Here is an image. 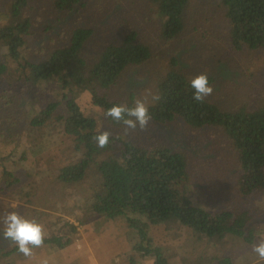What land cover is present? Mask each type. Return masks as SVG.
<instances>
[{"label": "trees", "instance_id": "obj_1", "mask_svg": "<svg viewBox=\"0 0 264 264\" xmlns=\"http://www.w3.org/2000/svg\"><path fill=\"white\" fill-rule=\"evenodd\" d=\"M88 1L44 0V5L60 14L40 33L45 36L56 23L62 27V17ZM97 1L108 3V25L101 27V38L91 42L94 27L69 18L47 43L40 39V53L27 51L28 37L37 32L34 27L39 18L33 0H8V6L0 12V40L7 47L0 53V80L9 70L6 58H12L17 63L15 69H20L17 81L24 82L22 89L26 93L32 90L27 85L30 79L40 87L59 84L61 92V100H52L42 91L41 98L30 101L20 97L19 91H0V191L5 189L9 202H17V210L21 208L24 216L44 211L33 206L37 192H45L51 203L62 200L64 195L62 212L71 196L70 203L84 211L73 216L81 223L84 236L93 239L92 249L105 242L104 235H114L118 248L110 264H121L122 260L126 261L122 264H169L171 248L181 244L183 235L186 245L202 237L230 235L244 239L249 246L264 238V227L258 228L256 220L251 225L249 210L229 203L213 213L195 205L186 194L193 180L192 155L199 162L198 171L206 165L211 168L204 175H213L221 191L238 196L256 193L264 205V68L243 64L238 79L224 82L207 75L217 91L200 103L193 100L194 90L190 87L192 76L198 73L191 69L194 60L191 58V62L187 53L172 54L165 60L163 57L164 72L155 76L147 95L139 96L131 89L118 92L116 84L123 72L149 61L153 49L128 20L126 9L114 4L116 0ZM121 1L130 6L136 0ZM147 1L151 4L144 8L142 16L159 29L158 37L165 41L177 39L188 24L203 26L213 20V11L202 16L194 10L191 0ZM216 7L214 12L225 17L229 25L224 36L226 45L238 53L264 51V0H218ZM202 35L203 39L207 37ZM247 73L248 78L259 77L255 84L241 79ZM154 95L159 100H153ZM137 98L145 99L149 105V123L169 127V123L177 122L186 130L215 129L216 145L221 147L218 158L211 159L208 148H203V153L191 145L174 146L163 136L138 132V127L126 129L104 116L113 104L132 106ZM62 106L63 111H58ZM55 129L57 133L53 134ZM101 130L110 134L103 148L94 139ZM63 146L67 147L62 153ZM233 157L239 160L236 169H231ZM85 202L86 208L81 206ZM85 212L98 218L88 221ZM64 217L57 219L67 220ZM166 222L172 226V233L180 236L178 241L162 242L150 231ZM65 225L72 230L65 240L59 236L44 238L54 250L75 243L77 227L68 221ZM12 252H19L16 244L4 253ZM202 257L199 264L203 260L235 264L231 255Z\"/></svg>", "mask_w": 264, "mask_h": 264}, {"label": "rangeland", "instance_id": "obj_2", "mask_svg": "<svg viewBox=\"0 0 264 264\" xmlns=\"http://www.w3.org/2000/svg\"><path fill=\"white\" fill-rule=\"evenodd\" d=\"M33 3L34 12H37L39 18L34 27L37 32L30 35L27 40L28 52L36 51L40 53L38 46L40 45V39L44 40V44L47 43L49 36L52 37L55 32H59L60 29L64 28L63 24H65L64 22L66 19L75 18L83 25L94 27L95 35L91 42H96L100 37L102 30L101 27L108 25L107 20L109 16L108 12L105 11L108 3L104 4V2H98L97 0H89L88 3L81 9L66 13V16L62 17V20H60L62 21V27H57L56 23V27L49 30L48 33L43 36L40 33L41 28L46 23L48 24L49 22L56 21L57 16L60 13L53 10L50 5H44V0H33ZM191 3L195 6L194 10H196V12H201L202 16H206L207 12H209V15L213 11V20L205 23L203 26H191L188 24L187 28L177 39L165 41L158 37L159 29L155 26H151L142 16L144 8L150 7V1L136 0L130 6L127 2L121 0L115 1V5L126 9V12L130 15L128 20L131 21L132 24L139 30L142 37L151 45L153 49V57L150 58L149 61L142 63L141 65L130 67L123 72V75L117 81L116 91L121 92L123 90L131 89L139 96L147 95V88L153 85V79L155 76L159 75V72H164L165 65L163 64V57L165 60L166 57H169L172 54L182 56L180 54L187 53L190 61L193 62L192 59L194 60L191 67L193 72H205L207 75L213 76L216 80L223 82L228 79H238L241 75L240 67H242L243 64L246 66L251 65L255 68L261 65L264 68L263 50L256 49L249 52L247 50H241L238 53V51L232 49L229 45L224 43V36L229 32V25L227 26L225 17H218L214 12V7L217 6L218 0H191ZM7 6L8 0H0V12H3ZM222 20H224V25ZM2 21L3 19L0 17V22ZM202 33L207 35L205 39H203ZM37 34L38 36H36ZM6 51V44L0 40V53ZM6 59L8 60L9 70L0 80V91L6 88L7 90L10 88V93L19 91L21 92L20 97L24 98L25 96L26 99L30 101H34L33 99L35 98H41V92L43 91L50 96L52 100H61L59 99L61 98L59 84L49 85L52 86L51 88L49 86L40 87L34 84V81L30 79V81L27 82V85H30L32 90L29 88L26 91H30V94L26 93L22 89L24 82H21L22 80L17 81L20 69L19 71L15 69L17 66L16 61L12 58ZM0 60L3 59L0 58ZM182 61L187 62L186 60ZM193 64L195 66H193ZM248 77L249 73L243 75L241 79L247 80L248 83L255 84V81L259 78L257 75H255L254 78ZM10 81L13 84L12 86H9ZM261 88L264 90V87ZM213 91L217 90L213 89ZM58 111H63V106L60 107ZM184 126V124L179 126L177 122L169 123V127L151 122L148 123L144 129H140L138 132L145 134L149 131L151 134H158V136L164 137L163 139L165 142H170L174 146L185 147L187 145H191L193 148L198 150L197 152L201 151L206 153L203 148H208L212 152L211 159L218 158L221 147L216 145L218 141H216L217 131L215 129L209 127L201 129L188 127L186 130ZM56 133L57 129L53 131V134ZM66 147L67 146L62 147V153ZM189 157L191 159L190 172L193 174V180H196L194 182H192L193 180L190 182L189 185L191 187L186 194L189 195L195 205H198L201 208H206L215 213L219 209L227 207L230 203L240 210L247 209L250 211V215H252L251 225H253L256 220L258 228L264 227V205L259 201L256 193L251 196H238L234 194L230 195L229 192H224V190L221 191L217 186H215L214 180H216V178H214L213 175H204V172L207 173L211 168L206 165L203 171H201V169L198 171L199 162L196 161L192 155H189ZM62 160H65L64 157H62ZM222 160L224 161V159ZM230 161H232L231 169H236L239 166V160L235 157H233ZM222 166H224V162ZM41 168L44 169V167ZM46 172L47 171H45L44 174ZM233 173L237 175V172ZM231 182L234 183L233 177ZM83 187L85 188V186ZM78 192H75L77 198L80 197V193ZM83 193L87 194L85 191H83ZM63 196L64 195H62V200H53L51 203L45 192H37L33 197L36 201L33 206L44 211H35L33 215L31 213L25 214V217L29 219L34 217V219L43 226L44 238L59 236L61 239L65 240L67 236L71 235L72 231L69 225H65V221L71 222L72 224L74 223V226L77 227L76 230L78 231L75 234V246L72 244L71 248L76 249L78 254L82 253L81 256L84 264H110L112 262V258L108 256V251L104 242L97 244V246L92 249L90 241H93V239H90L89 235L84 236V230L81 229V223L74 219V213H82L84 211H81V208L77 205L73 206L70 203L72 202L69 199L71 196L67 198L68 207L66 208V211L62 212L63 208H61V206L65 203V198ZM180 198L179 193V199ZM9 201L10 199L7 197L5 189L1 190L0 250L2 251L0 252V261H2L3 264H62L64 261H66L65 264H79L77 260L79 258L62 256V247L60 249L52 250L53 252L50 251L47 254L43 249H41V247L46 245L51 246L52 244L45 242L40 248L34 247L32 249L33 254L30 257H25L20 252H12L10 254L4 253L5 251L10 250L15 243L5 239L3 236V218L12 208L20 212L22 215L24 212L23 210H20L21 208L17 210V202ZM51 205L52 208H50ZM81 206L86 208L88 204L85 202ZM63 216L67 217V220L57 219L58 217L63 218ZM86 216H89L88 221H94L98 218L97 216L92 218L93 215L91 213H86ZM56 219L57 224H54ZM249 224L250 222L248 223V226H250ZM171 227L172 226L166 222L157 228L153 226L150 231H153V234L162 242H176L180 239V236L177 237L173 234ZM182 238L183 240H181V244L177 245V247L171 248L172 254L169 259V264H199L198 260L201 258L203 259L202 256L209 258L214 255H218L219 257L231 255L232 261L235 264H264V262L259 261L257 254L252 251V246L256 243V241L248 246V243H246L244 239L227 235L222 238L202 237L196 239V241L193 242V245H186V236L183 235ZM96 239L97 238L95 236L94 241ZM189 241L191 240L189 239ZM86 243L89 245V251H87L88 245ZM202 264L218 263H216V261L205 262L203 260Z\"/></svg>", "mask_w": 264, "mask_h": 264}, {"label": "clouds", "instance_id": "obj_3", "mask_svg": "<svg viewBox=\"0 0 264 264\" xmlns=\"http://www.w3.org/2000/svg\"><path fill=\"white\" fill-rule=\"evenodd\" d=\"M190 87L193 91V100L204 102L212 95L213 87L209 83V78L205 72H199L192 76ZM153 100H159L158 95H154ZM105 117H110L113 121L122 123L126 129H144L150 119L149 105L143 98H137L132 106L126 104H113L104 112ZM109 132L101 130L94 137L98 147L103 148L109 143ZM5 239L14 242L18 251L25 257H30L34 247H40L44 242L43 226L35 219H29L16 210L9 211L3 218ZM252 251L257 254L260 262H264V238L259 239L252 246Z\"/></svg>", "mask_w": 264, "mask_h": 264}, {"label": "crops", "instance_id": "obj_4", "mask_svg": "<svg viewBox=\"0 0 264 264\" xmlns=\"http://www.w3.org/2000/svg\"><path fill=\"white\" fill-rule=\"evenodd\" d=\"M105 237V246H106V249L108 251V256L113 258V255L116 253L115 252V249L118 248V245L116 243V240H115V237L114 235H112V232L107 234V235H104ZM87 244V243H86ZM72 245V244H71ZM75 246V243L73 244ZM88 245V244H87ZM90 246H91V242H90ZM41 249H43L47 254L51 251L53 252L52 250V247L49 246V245H46V246H42ZM90 248H89V245L87 246V251H89ZM61 252H62V256H71V257H76V258H79L77 259L79 264H84V261L82 260V256L81 254H78L77 250L76 249H72L71 246L70 247H63L61 248ZM50 256V255H49ZM66 261H64V263L62 264H65ZM122 263H126L125 260H122L121 264Z\"/></svg>", "mask_w": 264, "mask_h": 264}]
</instances>
